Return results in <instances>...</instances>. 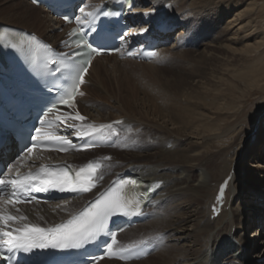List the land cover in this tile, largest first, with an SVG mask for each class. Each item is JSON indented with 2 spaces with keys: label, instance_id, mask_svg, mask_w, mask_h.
Returning <instances> with one entry per match:
<instances>
[{
  "label": "bare ground",
  "instance_id": "6f19581e",
  "mask_svg": "<svg viewBox=\"0 0 264 264\" xmlns=\"http://www.w3.org/2000/svg\"><path fill=\"white\" fill-rule=\"evenodd\" d=\"M245 1L142 0L143 8L156 22L170 16L173 24L185 23L186 30H177L179 34L185 31L180 42L161 50L160 60L182 54L191 57L184 62L191 68L188 77L160 76L163 69L156 66L157 62L117 59H97L87 77H94L96 87L86 86L91 104L84 108L86 116L96 120L119 118L126 134L140 123L155 141L156 149L143 154L98 152L122 163L117 170L134 166L143 179L165 180L153 206L158 215L123 234L127 240L164 234L167 244L156 253L162 259L158 264H257L264 257L262 242L251 239H264V231L259 234V227L245 236L247 229L264 218V180L248 172L243 175L241 167L249 154L259 162L258 169L264 168V106L254 112V118L241 120L246 114L241 108L245 96L251 90L264 89V29L257 20L264 2ZM166 4L170 5L162 10ZM216 8L224 23L212 38L208 32L216 26H202L189 15L200 17L201 12ZM212 17L204 15L205 22L212 23ZM0 22L37 31L53 41L61 38L55 35L56 21L27 0L3 6ZM197 35H203L205 42L194 37L193 43L184 44L187 37ZM194 44L199 45L196 50H187ZM251 136L253 141L246 146ZM89 198L54 202L37 210L34 218L40 224H53ZM232 245L235 248L225 253V246ZM152 260L150 255L125 264H153Z\"/></svg>",
  "mask_w": 264,
  "mask_h": 264
},
{
  "label": "snow or ice",
  "instance_id": "6c2138e0",
  "mask_svg": "<svg viewBox=\"0 0 264 264\" xmlns=\"http://www.w3.org/2000/svg\"><path fill=\"white\" fill-rule=\"evenodd\" d=\"M38 3L39 0H33ZM81 13H85V9H80ZM97 13H86L82 17L76 19V23L82 28L86 23H90L89 17L94 18ZM107 16L108 13H103ZM144 31V29H141ZM73 37H79L80 34L75 30L71 34ZM34 39V38H33ZM75 48H85V52H75L72 54H62L61 61L67 60L69 56L72 59L82 56L76 64H64V68L68 73V77L72 79L73 85L71 92L66 95L59 96V105L71 107L73 98L75 97L80 86L85 82V74L88 73L89 66L94 55L101 54L97 48L91 47L87 42L80 38L71 41ZM131 55V53H129ZM155 55V54H153ZM50 63L56 64L55 59ZM47 67V64L45 65ZM56 71H61L59 67ZM80 95H83L81 92ZM53 110L59 111L57 103L53 102L52 107L48 109L49 112ZM86 118L77 112L75 116L69 114L64 117V121L80 120L84 121ZM60 120V117H57ZM41 125L47 123L46 120L40 121ZM68 127H72L71 124ZM96 128L92 125H87L76 131V136L80 139L93 136L95 133L101 132L104 128ZM32 146L27 148V152L32 153L37 146L36 142L44 143H59L61 144L60 151H66L67 146H74L72 142L64 136L56 135L50 131H42L41 128L35 129V135L31 136ZM93 144L87 141L82 145V148L87 149ZM100 165L89 164L87 169L81 168L76 171L74 175L71 174V169L68 167L59 169L40 168L36 173H28L27 175H17L9 177L7 173H0V197L5 195L8 199L5 201L8 204L16 205L23 202H31L35 200V196H30L31 191L48 192L50 189H55L59 192H73V193H87L96 185L93 181V173ZM10 171V170H9ZM136 184V181L132 182ZM223 194V189H221ZM145 203L141 196L130 197L125 195L120 190H111L102 193L92 203L83 209L78 215L73 216L66 223L56 225L51 228H42L39 225L23 223L22 226H12L11 222L25 221V216H14L4 212H0V253L7 252H24L31 253L34 249L59 248V249H81L90 243L98 241L102 236H109L110 243L107 244V255L112 256L113 246L118 243L117 234L109 227L110 222L115 217H136L141 215L142 206ZM118 229L117 231H122ZM146 243V242H145ZM138 245L131 244L127 247L119 249L121 259L131 257ZM127 254L125 256L124 254ZM11 259V257H7ZM94 261L97 259L92 258ZM103 259V257H100Z\"/></svg>",
  "mask_w": 264,
  "mask_h": 264
},
{
  "label": "rangeland",
  "instance_id": "374dc122",
  "mask_svg": "<svg viewBox=\"0 0 264 264\" xmlns=\"http://www.w3.org/2000/svg\"><path fill=\"white\" fill-rule=\"evenodd\" d=\"M17 1V0H16ZM19 1V0H18ZM236 1V0H235ZM238 1H240V0H238ZM245 1V0H244ZM15 2V0H10V1H8V0H0V9L1 8H3V6L5 7L6 5H11L12 3H14ZM245 2H248V0H246ZM262 2H264V0H259V3L261 4ZM240 4L242 5L243 4V2L241 1L240 2ZM2 6V7H1ZM211 11H213L212 13H211ZM19 12H20V10H19ZM205 12V11H204ZM218 12H219V10H218V8H216V9H213V10H211L210 9V11H206L205 13H202L201 12V14H203V15H201L200 17H197V16H194V15H189L190 17H192L193 16V18L196 20V22L197 23H199L200 25H202V26H207V25H212V26H216V27H214V30L212 31V32H208V33H210L211 34V37L212 38H214L218 33H216L215 31H218L219 30V27H221V25L224 23V21H222V20H220L221 19V17H220V15L218 16ZM204 15H205V17L206 18H208V17H210V16H213L212 18H210V19H212L213 21H212V23H207V22H205V18H204ZM258 18H257V20L260 22L259 24H260V27H262L263 29H264V10L262 9V10H259V12H258ZM217 18V19H216ZM219 18V19H218ZM219 20V21H218ZM225 20V19H224ZM217 21V22H216ZM213 22H215V23H213ZM223 22V23H222ZM204 24V25H203ZM223 28V27H222ZM221 28V29H222ZM218 29V30H217ZM194 37L196 38V39H200V40H204L205 38H203L204 36L203 35H197V37L196 36H192V43H193V41H194ZM203 42H205V40L203 41ZM195 43V42H194ZM195 46H193L192 45V47L191 46H187V50L189 49L190 51H192V50H196L198 47H199V45H197V44H194ZM264 53V52H263ZM264 55V54H263ZM187 56H184L183 57V54L182 55H179V56H177V57H168V59L166 58V59H161L159 62H157L156 63V66H158V68L161 70V69H163L162 71H161V73H160V76H165V77H170V78H172V79H181V78H187L188 77V73L190 72V66H187V67H185V65H184V62H185V60H188V58H191V57H187ZM183 63V64H182ZM124 66H126V65H124ZM155 66V67H156ZM171 66V67H170ZM185 67V68H184ZM125 68V67H124ZM129 68V67H128ZM241 70V69H240ZM93 77V76H92ZM92 77L90 78V86H95L96 87V84H94L92 81H93V79H94V77H93V79H92ZM138 77V76H137ZM248 95V96H247ZM246 96H245V102L244 103H242V106H241V108L242 107H244V112L247 114H245L244 116H242V118H241V120H243L244 122H247L248 120H250V119H252V118H254V114L260 109V106H264V89H258L257 88V90H251V91H249L248 92V94H247ZM88 96V95H87ZM234 99V98H233ZM87 100V99H86ZM110 100L111 101H114L113 100V98L111 97L110 98ZM246 105V106H245ZM86 106H84L83 105V108H85ZM255 112V113H254ZM263 112H264V110H263ZM249 114H250V116H249ZM251 117V118H250ZM248 118V119H247ZM140 126V127H139ZM144 126H142V124H140V123H135V127H134V129H133V132H131V134H126V133H124V135L126 134V136H127V138L126 139H130V144H131V147L130 148H127L126 150H124V151H121V149L119 148H115L114 150L116 151V150H119V151H121V153L123 154V153H129V154H131V153H138V154H143V153H146V152H152V151H154L155 149H156V147H155V141L153 142V137H152V135L149 133L148 134V132L146 133L144 130V128H143ZM147 135H149V136H147ZM253 136H255L254 134H253ZM253 136H251L246 142H245V145L246 146H249L250 144H251V142L253 141ZM149 138V139H148ZM150 138H152V139H150ZM149 141V142H148ZM145 142V143H144ZM153 142V143H152ZM145 145H144V144ZM147 143H148V145H147ZM142 144V145H141ZM151 144V145H150ZM140 146V147H139ZM145 147V148H144ZM150 147V148H149ZM91 153V152H90ZM93 154H95V153H92V154H89V153H86V154H84L83 155V158L85 159V157L86 156H88V155H90V156H92ZM97 155V157L98 156H102V155H100V154H96ZM104 155H107V154H104ZM246 156H248V157H246V158H244V160H243V162H241L242 163V170H244L243 172H242V174L243 175H245L247 172L249 173V174H251V175H254V176H256V177H258L259 178V180L262 178L263 180H264V173H262V172H260L261 170H263L264 171V168H259L258 169V167H256V164H258L259 162H256L255 161V159H253V155H252V157H250V155L249 154H247ZM111 158V157H110ZM112 159V158H111ZM261 161H263L264 162V160H261ZM240 163V164H241ZM121 165L120 166H122V163H120ZM119 166V167H120ZM217 192V191H216ZM217 194V193H216ZM207 204V203H206ZM212 203H210V208H211V205ZM205 210H206V205H205ZM207 210H209V209H207ZM216 216H217V214H216ZM153 220V219H152ZM248 231H246V237L248 238L250 235H252V234H254V231H256L255 230V228L254 227H250L249 229H247ZM128 237V236H127ZM126 236L125 237H123V241L124 242H127V243H133V242H137V241H141V240H143V238L144 239H146V238H149V237H141L142 239H140V238H137V239H133V240H127L126 238H127ZM129 239V238H128ZM251 239L252 240H255V238L254 237H251ZM182 242V244L184 243L183 241H181ZM181 244V245H182ZM163 248V247H162ZM162 248L160 249V251L162 250ZM160 251H157V252H155L154 254H152L151 255V257H152V263L154 264V263H156V264H158V263H161L162 261V259H161V257L159 258L158 257V254H156V253H159Z\"/></svg>",
  "mask_w": 264,
  "mask_h": 264
}]
</instances>
